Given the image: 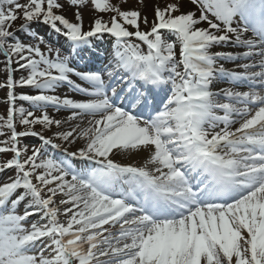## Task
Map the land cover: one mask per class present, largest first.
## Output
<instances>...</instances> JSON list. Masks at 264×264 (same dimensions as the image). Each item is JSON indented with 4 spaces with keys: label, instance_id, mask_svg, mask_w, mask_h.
Masks as SVG:
<instances>
[{
    "label": "snow or ice",
    "instance_id": "snow-or-ice-1",
    "mask_svg": "<svg viewBox=\"0 0 264 264\" xmlns=\"http://www.w3.org/2000/svg\"><path fill=\"white\" fill-rule=\"evenodd\" d=\"M139 4L0 0V264H264V0Z\"/></svg>",
    "mask_w": 264,
    "mask_h": 264
},
{
    "label": "rangeland",
    "instance_id": "rangeland-1",
    "mask_svg": "<svg viewBox=\"0 0 264 264\" xmlns=\"http://www.w3.org/2000/svg\"><path fill=\"white\" fill-rule=\"evenodd\" d=\"M20 2L24 3V2H26V0H20ZM110 2H112L113 4H117V5L121 6L122 9H128V8L135 9V8L140 7L139 0H110ZM146 2H149V0H146ZM168 2H172V0H160L161 4H165ZM69 12L72 13L71 11H69ZM83 12H84L85 23L87 24L88 16H89V9H84ZM108 15H110V14H105V17L107 18ZM20 23H21L20 20L16 21L14 24V27H18ZM40 33H41V35H44L45 37H46V35H49V33L45 32L43 28L40 29ZM25 42H27V41H25ZM0 63H2V58H0ZM2 71H3V69L0 68V72H2ZM0 79H2V76H0ZM0 97H1V99H0V115H4V113H5V109H4L5 94L2 90H0ZM18 106H23L25 108H29L28 102H18ZM49 111L51 112V109ZM37 114H39V113H37ZM23 143L28 144L30 146H39V142L34 141V140H26V141H23ZM2 159L6 160L7 157L6 156L2 157ZM7 175H11V173L9 172V173H7ZM0 179H3V177H0Z\"/></svg>",
    "mask_w": 264,
    "mask_h": 264
},
{
    "label": "bare ground",
    "instance_id": "bare-ground-1",
    "mask_svg": "<svg viewBox=\"0 0 264 264\" xmlns=\"http://www.w3.org/2000/svg\"><path fill=\"white\" fill-rule=\"evenodd\" d=\"M67 15L69 18L72 17V13H70V12H68ZM61 93H67V90L65 89L64 91H61ZM0 99H1V97H0ZM61 115H63V113H61Z\"/></svg>",
    "mask_w": 264,
    "mask_h": 264
}]
</instances>
